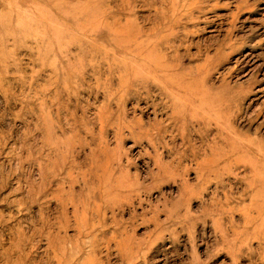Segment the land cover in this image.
<instances>
[{"label":"rangeland","instance_id":"rangeland-1","mask_svg":"<svg viewBox=\"0 0 264 264\" xmlns=\"http://www.w3.org/2000/svg\"><path fill=\"white\" fill-rule=\"evenodd\" d=\"M259 135L264 0H0V264H264Z\"/></svg>","mask_w":264,"mask_h":264},{"label":"bare ground","instance_id":"bare-ground-1","mask_svg":"<svg viewBox=\"0 0 264 264\" xmlns=\"http://www.w3.org/2000/svg\"><path fill=\"white\" fill-rule=\"evenodd\" d=\"M192 92V90L190 89H187L186 91L184 90V96L189 95L190 93ZM197 97L202 99L203 101H206V104H207V100H208V97H207V94H203L201 92H197ZM205 109L207 108L209 110L210 108V105L207 104V107L204 105ZM197 110H201V113L202 114H205L206 112H208V110H203L202 109V106L200 105V107L198 108L197 107ZM210 119V118H209ZM212 120H208V123L207 124H212L211 123ZM216 124L222 128H225L223 127L220 122L218 120H215ZM214 125V123H213ZM202 127V126H201ZM219 127V128H220ZM245 136V135H244ZM215 140V138L213 139V141ZM214 145V144H213ZM217 145V144H216ZM215 145V146H216ZM239 145L245 149L244 152L250 154L251 156L249 158H246V159H243L242 162L248 164V161L251 160V162H256V163H261V162H264V140H263V137L262 136H256L254 137L253 139L251 138H245V140H242ZM219 147V145H217ZM216 146V147H217ZM221 146V145H220ZM222 149V147H221ZM237 162H240V161H237ZM236 162V163H237Z\"/></svg>","mask_w":264,"mask_h":264}]
</instances>
